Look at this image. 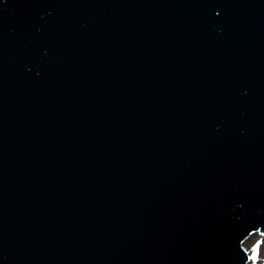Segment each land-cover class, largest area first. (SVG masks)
<instances>
[{
    "label": "water",
    "instance_id": "95a60500",
    "mask_svg": "<svg viewBox=\"0 0 264 264\" xmlns=\"http://www.w3.org/2000/svg\"><path fill=\"white\" fill-rule=\"evenodd\" d=\"M261 232L264 0H0V264H253Z\"/></svg>",
    "mask_w": 264,
    "mask_h": 264
},
{
    "label": "rangeland",
    "instance_id": "374dc122",
    "mask_svg": "<svg viewBox=\"0 0 264 264\" xmlns=\"http://www.w3.org/2000/svg\"><path fill=\"white\" fill-rule=\"evenodd\" d=\"M264 241V235L255 234L254 236L249 237L243 244V247L248 251L251 249L256 242ZM264 262V248L261 249V253L259 256L258 264H262Z\"/></svg>",
    "mask_w": 264,
    "mask_h": 264
},
{
    "label": "snow or ice",
    "instance_id": "6c2138e0",
    "mask_svg": "<svg viewBox=\"0 0 264 264\" xmlns=\"http://www.w3.org/2000/svg\"><path fill=\"white\" fill-rule=\"evenodd\" d=\"M261 235H264V232H261ZM262 248H264V241H258L252 248V253L248 256V260L252 261L253 264H256V262L259 260Z\"/></svg>",
    "mask_w": 264,
    "mask_h": 264
}]
</instances>
